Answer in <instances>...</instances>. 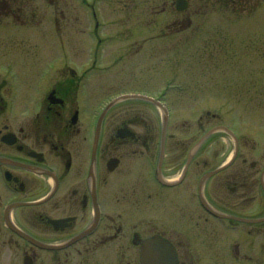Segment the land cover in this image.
<instances>
[{
    "label": "flooded vegetation",
    "instance_id": "obj_1",
    "mask_svg": "<svg viewBox=\"0 0 264 264\" xmlns=\"http://www.w3.org/2000/svg\"><path fill=\"white\" fill-rule=\"evenodd\" d=\"M13 4L0 0V264H143L142 249L146 264H264V107L212 112L263 91L118 92L95 6L85 67L15 31L28 20Z\"/></svg>",
    "mask_w": 264,
    "mask_h": 264
},
{
    "label": "rangeland",
    "instance_id": "obj_2",
    "mask_svg": "<svg viewBox=\"0 0 264 264\" xmlns=\"http://www.w3.org/2000/svg\"><path fill=\"white\" fill-rule=\"evenodd\" d=\"M13 1L15 11L28 20L15 31L39 45L57 47L64 42L72 51L68 56H83L73 61H82L85 67L91 64L86 56L92 53L94 39L88 4L95 6L98 37L108 40L100 64L106 76L118 77L112 81L118 92L131 89L155 96L166 86L182 84V90L166 93L224 90L232 95L253 87L263 91L260 96L214 98L212 112L248 114L251 108L264 107V0H186L178 12L175 0ZM70 62L66 66H73ZM226 99L231 103L225 104ZM197 103L175 105L174 111L191 116L189 109ZM253 103L260 105L251 107Z\"/></svg>",
    "mask_w": 264,
    "mask_h": 264
},
{
    "label": "water",
    "instance_id": "obj_3",
    "mask_svg": "<svg viewBox=\"0 0 264 264\" xmlns=\"http://www.w3.org/2000/svg\"><path fill=\"white\" fill-rule=\"evenodd\" d=\"M176 3H177V10H183L186 7L183 0H177ZM141 254L143 255L142 262L143 264H146L145 263V256H146L145 249H142Z\"/></svg>",
    "mask_w": 264,
    "mask_h": 264
}]
</instances>
